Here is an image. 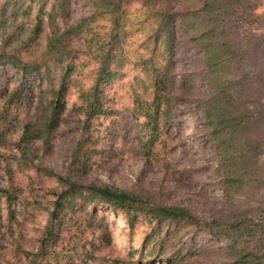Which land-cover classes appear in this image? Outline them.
I'll use <instances>...</instances> for the list:
<instances>
[{
  "label": "trees",
  "instance_id": "16d2710c",
  "mask_svg": "<svg viewBox=\"0 0 264 264\" xmlns=\"http://www.w3.org/2000/svg\"><path fill=\"white\" fill-rule=\"evenodd\" d=\"M84 1L90 6V15L71 23V0H0V69L10 67L21 77L18 89L0 108V149L13 147L15 154L10 158L16 166L30 165L56 184L50 191L54 199L43 237L25 260L36 264L47 257L56 224L76 196L83 195L90 203L122 211L130 226L139 219L158 228L167 223L164 238L170 236L175 264H204L202 253L214 245L199 243L200 236L220 244L224 264H264V11L256 12L264 0ZM135 5V16L129 19ZM95 23H103L97 38L92 37ZM129 26L136 36L143 35V53L136 58L128 57L125 46ZM44 34V48L40 49ZM183 37L189 39L202 67L201 80L208 95L198 102L200 125L205 144L215 153L216 175L224 188L225 210L209 220H200L188 207L165 204L137 188L125 191L81 183L93 154L91 123L112 112L106 88L126 75L129 64L138 72L131 86L129 114L142 119L141 152L151 162L163 142L164 128L176 120L175 107L189 104L193 97L190 79H177L174 73ZM54 69L60 73L58 86L40 90L35 115L21 125L17 141L12 142L10 116L26 98L22 87L33 77L44 80ZM84 79L89 85L80 83ZM70 83L78 84L73 111L81 129L66 172L57 174L34 165L31 145L40 142L47 147L59 130ZM13 174L7 165L6 184L0 185V203L7 204L9 218H14L11 206L22 197ZM184 226L193 230L189 241L179 235ZM98 241L108 243L106 230ZM204 245L209 246L199 252ZM114 262L135 264L128 258ZM173 263L168 259L167 264Z\"/></svg>",
  "mask_w": 264,
  "mask_h": 264
},
{
  "label": "rangeland",
  "instance_id": "374dc122",
  "mask_svg": "<svg viewBox=\"0 0 264 264\" xmlns=\"http://www.w3.org/2000/svg\"><path fill=\"white\" fill-rule=\"evenodd\" d=\"M137 8L135 5L130 9L129 19L135 16ZM262 11L264 4L256 10L257 13ZM90 13L86 1L71 0L68 20L74 23ZM102 24H92V37H98ZM128 30L130 33L125 45L128 57L136 58L143 53V35L139 33L136 36L130 26ZM44 44L45 34L40 39V49L44 48ZM78 46L82 48V43ZM175 61L174 73L177 79H190L193 97L189 104L175 107L176 120L169 128H164L163 142L157 146L151 162H146L141 152L144 141L142 119H133L129 114L133 107L131 86L138 73L133 64H129L124 70L126 75L106 88V102L112 107V112L91 123L93 154L89 160L88 175L81 183L109 185L125 191L137 188L165 204L188 207L200 220H209L225 210L224 188L216 175L215 153L205 144L204 128L200 125L203 119L198 102L208 95V91L201 80L199 59L188 38L181 39ZM20 78L10 67L0 69V108L6 97L18 89ZM59 81L60 73L55 69L44 80L33 77L26 81L27 85L22 87L25 88L22 94L26 98L21 106H15L11 111L12 142L17 141L21 125L35 115L40 90L47 92L51 87H57ZM80 83L89 85L86 79ZM77 86L76 83L68 86L60 128L49 145L46 147L40 142L31 145V157L39 168H48L57 174H64L68 168L81 129L73 111ZM12 154H15L13 147L0 149V185L6 184L5 169L10 165L22 197L11 206L14 218H9L7 204L0 203V264H28L26 255L36 251L43 237L48 211L54 199L50 191L56 184L30 165L22 163L16 166L15 159L10 158ZM73 201L61 216V223L55 226V238L49 243L47 257L39 258L36 264H115L114 259L117 258H128L135 264H167L168 259L176 263L173 245L169 243L170 236L164 238L167 223L158 228L154 223L139 219L130 226L125 214L114 207L90 203L83 195L76 196ZM105 230L109 241L100 245L98 237ZM192 234L193 230L189 226L182 227L179 233L186 241ZM162 238L163 244L159 242ZM197 240L202 244L210 242L209 245H214L213 249H206L202 253L200 260L204 264L225 263L220 255L223 253L222 247L219 250L220 244L213 243L212 239L205 236ZM196 244H191L194 252H197ZM209 245H204L199 252Z\"/></svg>",
  "mask_w": 264,
  "mask_h": 264
}]
</instances>
